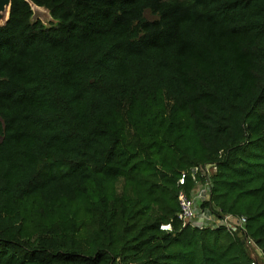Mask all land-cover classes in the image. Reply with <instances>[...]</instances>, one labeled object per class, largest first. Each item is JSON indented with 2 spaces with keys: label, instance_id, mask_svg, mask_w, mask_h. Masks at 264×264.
<instances>
[{
  "label": "trees",
  "instance_id": "1",
  "mask_svg": "<svg viewBox=\"0 0 264 264\" xmlns=\"http://www.w3.org/2000/svg\"><path fill=\"white\" fill-rule=\"evenodd\" d=\"M211 162L202 206L264 255V0H12L0 264H251L245 236L178 216Z\"/></svg>",
  "mask_w": 264,
  "mask_h": 264
},
{
  "label": "built area",
  "instance_id": "2",
  "mask_svg": "<svg viewBox=\"0 0 264 264\" xmlns=\"http://www.w3.org/2000/svg\"><path fill=\"white\" fill-rule=\"evenodd\" d=\"M211 166L215 168L211 172H208V169ZM214 171H216L215 162L207 163L205 166L198 165L193 167L190 171V175L195 182L190 190H187L184 187L187 183V176L189 173H182L179 178L181 188L178 192L180 203L178 216L183 220L184 224L190 223L199 227L223 225L232 233L235 232L245 236L246 243L249 247L252 246L251 244H256L254 239L248 233L247 218L244 215H234L231 213L224 214L216 208V210L219 211L217 214L211 208L215 205L209 204L208 206H202L204 201L211 199L212 182L210 174ZM199 172H202V175L206 178L205 181L201 182L197 179ZM161 228L170 230L172 229V225L171 223L162 224ZM252 258L251 264H259L258 260L253 257V255Z\"/></svg>",
  "mask_w": 264,
  "mask_h": 264
},
{
  "label": "rangeland",
  "instance_id": "3",
  "mask_svg": "<svg viewBox=\"0 0 264 264\" xmlns=\"http://www.w3.org/2000/svg\"><path fill=\"white\" fill-rule=\"evenodd\" d=\"M33 10H34V18H39L41 19L45 24L50 25L51 21H53L49 10L46 9L45 7H41V8H37L35 5H33ZM1 23H3L2 21H0ZM215 167L211 166L208 169V172H211L212 170H214ZM252 246H250V250L252 252L253 257H255L259 264L260 263H264V255L262 253V250L256 245V244H251Z\"/></svg>",
  "mask_w": 264,
  "mask_h": 264
},
{
  "label": "water",
  "instance_id": "4",
  "mask_svg": "<svg viewBox=\"0 0 264 264\" xmlns=\"http://www.w3.org/2000/svg\"><path fill=\"white\" fill-rule=\"evenodd\" d=\"M11 2L12 0H0V21L3 22V23L0 22V24H4L9 19ZM32 5H35V4L32 3Z\"/></svg>",
  "mask_w": 264,
  "mask_h": 264
},
{
  "label": "bare ground",
  "instance_id": "5",
  "mask_svg": "<svg viewBox=\"0 0 264 264\" xmlns=\"http://www.w3.org/2000/svg\"><path fill=\"white\" fill-rule=\"evenodd\" d=\"M37 8H41V6H37V5H35ZM4 13H6V12H4Z\"/></svg>",
  "mask_w": 264,
  "mask_h": 264
},
{
  "label": "clouds",
  "instance_id": "6",
  "mask_svg": "<svg viewBox=\"0 0 264 264\" xmlns=\"http://www.w3.org/2000/svg\"><path fill=\"white\" fill-rule=\"evenodd\" d=\"M262 264H264V263H262Z\"/></svg>",
  "mask_w": 264,
  "mask_h": 264
}]
</instances>
